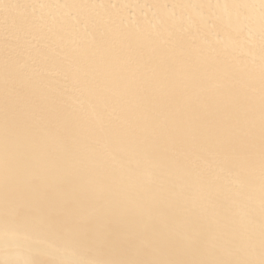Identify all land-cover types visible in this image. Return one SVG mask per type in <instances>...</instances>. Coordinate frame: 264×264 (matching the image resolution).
I'll list each match as a JSON object with an SVG mask.
<instances>
[{"label": "bare ground", "instance_id": "obj_1", "mask_svg": "<svg viewBox=\"0 0 264 264\" xmlns=\"http://www.w3.org/2000/svg\"><path fill=\"white\" fill-rule=\"evenodd\" d=\"M0 264H264V0H0Z\"/></svg>", "mask_w": 264, "mask_h": 264}]
</instances>
